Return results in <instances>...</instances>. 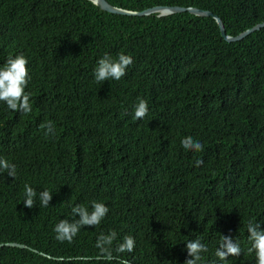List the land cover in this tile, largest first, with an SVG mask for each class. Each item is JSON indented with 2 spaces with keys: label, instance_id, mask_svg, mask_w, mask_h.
<instances>
[{
  "label": "trees",
  "instance_id": "1",
  "mask_svg": "<svg viewBox=\"0 0 264 264\" xmlns=\"http://www.w3.org/2000/svg\"><path fill=\"white\" fill-rule=\"evenodd\" d=\"M143 12L198 8L220 17L228 36L264 23V0H106ZM120 53L134 63L121 80L94 70ZM29 63L32 111L0 102V264H186V243L208 247L198 264H256L247 226L264 230V29L228 43L213 18L190 14L125 17L92 0H0V67ZM148 114L134 119L139 99ZM191 137L202 151L185 149ZM197 161L203 163L197 166ZM53 195L24 205V186ZM92 201L109 212L61 243L54 227ZM79 219V216L76 217ZM115 231L111 262L98 237ZM221 235L240 257L216 256ZM125 236L131 253H116Z\"/></svg>",
  "mask_w": 264,
  "mask_h": 264
},
{
  "label": "clouds",
  "instance_id": "2",
  "mask_svg": "<svg viewBox=\"0 0 264 264\" xmlns=\"http://www.w3.org/2000/svg\"><path fill=\"white\" fill-rule=\"evenodd\" d=\"M29 61L24 55H18L15 58L9 57L6 63L0 67V102L6 103L7 107L13 111H19L24 114H29L32 111L30 104L31 94L26 91L31 79ZM134 63L133 57L120 53L116 60L105 54L98 61V66L94 70V77L97 83L109 80H121L127 74V69ZM148 102L144 99H139L135 107L134 119L142 120L148 114ZM181 146L185 149L194 151H202L203 145L199 141H193L191 137H185L181 141ZM202 161H197V166L201 165ZM0 170L7 171L8 176L15 178L17 175L15 164L10 163L5 158H0ZM24 205L26 208H34L37 199L41 207H49L53 199L50 191L37 193V191L28 184L24 186ZM109 212V208L105 204L97 201H92L91 211L83 205H77L72 208V220L62 219L55 227L56 239L61 243L67 241L73 242L74 238L79 234L84 227H96L101 224ZM79 216V219L76 217ZM251 247L249 253L254 252L256 256V264H264V230H261V223L249 222L247 226ZM117 239L115 231L108 235L103 233L98 237L96 247L100 250L97 259H104L111 262L113 255V243ZM135 239L132 236H125L123 242L115 245L116 253H131L135 248ZM188 255L191 259L186 260V264H198L202 259L201 253L208 252V247L199 239L190 240L186 243ZM216 256L224 262L228 261L229 257H240L242 249L240 243L230 236L221 235L219 248L216 250Z\"/></svg>",
  "mask_w": 264,
  "mask_h": 264
},
{
  "label": "water",
  "instance_id": "3",
  "mask_svg": "<svg viewBox=\"0 0 264 264\" xmlns=\"http://www.w3.org/2000/svg\"><path fill=\"white\" fill-rule=\"evenodd\" d=\"M92 1L96 6H98L104 12L114 14V15H119V16H125V17H148L154 14H157L158 17H168V16H172L176 14L187 13V14L194 15L197 17L213 18L217 22L220 28L222 37L228 43L240 42L244 40L245 38L249 37L251 34L264 29V23H262V24L256 25L255 27L241 33L240 35L236 37H231L227 35L222 19L210 11H205L202 9L192 8V7L185 8V7H179V6H174V7L156 6V7L147 9L143 12H133V11H128V10L113 7L106 0H92ZM5 246L13 247V248H21V249L27 248L24 245L10 243V244H1L0 249Z\"/></svg>",
  "mask_w": 264,
  "mask_h": 264
}]
</instances>
